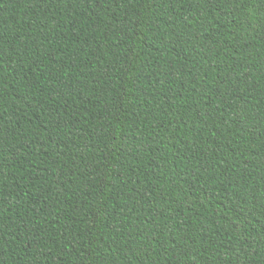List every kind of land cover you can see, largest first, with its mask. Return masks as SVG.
I'll return each instance as SVG.
<instances>
[{
	"label": "trees",
	"instance_id": "trees-1",
	"mask_svg": "<svg viewBox=\"0 0 264 264\" xmlns=\"http://www.w3.org/2000/svg\"><path fill=\"white\" fill-rule=\"evenodd\" d=\"M0 264H264V0H0Z\"/></svg>",
	"mask_w": 264,
	"mask_h": 264
}]
</instances>
